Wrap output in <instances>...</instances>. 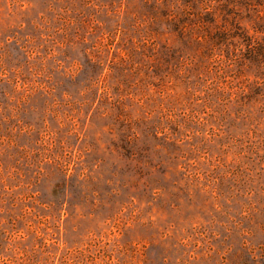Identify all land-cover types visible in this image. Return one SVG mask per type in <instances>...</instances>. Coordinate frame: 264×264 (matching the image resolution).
I'll use <instances>...</instances> for the list:
<instances>
[{
	"label": "rangeland",
	"instance_id": "374dc122",
	"mask_svg": "<svg viewBox=\"0 0 264 264\" xmlns=\"http://www.w3.org/2000/svg\"><path fill=\"white\" fill-rule=\"evenodd\" d=\"M0 264H264V0H0Z\"/></svg>",
	"mask_w": 264,
	"mask_h": 264
}]
</instances>
